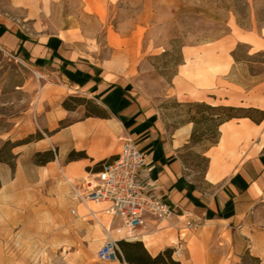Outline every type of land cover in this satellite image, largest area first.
<instances>
[{"label": "crops", "instance_id": "0c3cea01", "mask_svg": "<svg viewBox=\"0 0 264 264\" xmlns=\"http://www.w3.org/2000/svg\"><path fill=\"white\" fill-rule=\"evenodd\" d=\"M10 1L15 10L27 9L26 19L21 23L23 29L12 20L0 21L1 48L18 54L22 46L19 54L35 67L51 68L59 76L61 85L56 87L58 92L64 91L63 98L71 95L92 100L106 114L105 117H88L83 106L74 111L60 108L48 112L45 123L51 135L48 140L32 144L30 151L57 148L56 160L46 167L58 164L71 193L69 197L64 194L59 208L56 204L44 203L39 207L19 204L25 212L15 209V225L24 232L30 227L40 228L48 241L49 234L53 233L51 228L56 224L61 227L56 233L57 241H63L64 217L58 216L69 213V206L71 215L95 219L89 210L93 203L80 202L74 188L79 191L84 180L92 179L90 169L115 159L129 138L145 155L147 165L143 176L153 191L180 212H190L196 226L188 229L181 215L168 220L146 216L143 224L130 234L132 238L120 236L118 240L140 241L152 256L172 249L173 259L180 264H237L241 254L252 248L262 259L264 233H249V238L242 236L245 233L242 221L256 212L258 204L264 203V83L245 89L234 81L232 71L239 62L235 55L238 47L247 46L249 57L264 54V31L238 29L216 42L184 50V61L171 84L172 94L178 101L253 110L261 115L256 119L241 115L222 123L218 127V143L204 153L207 167L198 177L190 172L182 157L184 148L190 144L192 124L170 129L152 100L139 94L130 66L120 57L123 36L108 33V46L114 51L109 59L99 62L75 29L61 28L53 33L44 29L48 27L45 6L40 13L29 7L31 0ZM59 1L41 0L52 5ZM24 27L30 31L26 32ZM68 119L70 121L59 126ZM72 151L85 152L87 157L69 161ZM22 158L18 163L23 162ZM33 175L34 181L26 183L30 189L38 183L47 188L55 183L52 174L34 170ZM24 179L25 174L18 164L8 187L18 201L17 196L21 200L26 192ZM58 184L59 189L66 191L64 182ZM94 204L104 212L101 218L105 219L108 205ZM121 223L111 220L108 239L118 234L117 227ZM180 244V252H177ZM109 264L126 263L119 260Z\"/></svg>", "mask_w": 264, "mask_h": 264}, {"label": "rangeland", "instance_id": "374dc122", "mask_svg": "<svg viewBox=\"0 0 264 264\" xmlns=\"http://www.w3.org/2000/svg\"><path fill=\"white\" fill-rule=\"evenodd\" d=\"M31 1L29 7L36 12L41 13L45 6L48 27L44 29L48 33L61 28L75 29L99 62L109 59L114 51L108 46V33L124 37L120 57L130 66L139 94L152 100L170 129L192 124V133L196 131L195 141L190 139L182 153L186 167L194 176L201 177L206 170L204 153L216 141L218 125L225 114L250 115L255 119L261 116L253 110L226 112L208 103L180 102L173 96L171 84L184 61L185 48L216 42L238 29L264 31V0H60L53 5ZM26 11L23 7L13 9L10 0H0V21L12 20L23 29L21 23L26 19ZM24 30L30 31L26 27ZM247 53V46L236 50L239 62L232 77L245 89H252L264 83V54L249 57ZM60 85L61 80L53 69L35 67L22 54L9 53L0 46V156L12 164L0 162V264H109L97 259L98 250L108 239L107 233L95 219L84 221L71 215V206L69 213L58 216L64 217L63 241H57L56 233L61 227L56 224L48 241L40 228L30 227L24 232L15 225V209L25 212L19 204L39 207L46 203L59 208L64 194L69 197L71 193L58 164L38 166L36 162L44 157L38 159L37 152L30 151V146L39 138L48 140L51 135L45 123L48 112L64 109L65 100L69 106L86 103L71 100L75 97L71 95L63 98L64 91L60 93L56 87ZM194 119L199 122L197 125L191 122ZM68 121H62L59 126ZM7 142L20 146L12 150ZM56 149L49 150L55 153ZM21 156L23 162L18 163ZM18 164L26 178V192L21 200L17 196L19 201L8 188ZM34 170L52 174L55 183L50 188L38 183L30 189L26 183L34 181ZM61 181L66 191L59 189ZM100 221L106 229L111 227V218L107 215ZM242 223L245 225L242 236L246 238L249 233H264V203L258 204L256 212L247 215ZM118 238L119 234L114 236L117 242ZM251 250L244 251L237 264H243V259L245 264H256L251 257H259L254 248ZM261 261L264 264V252Z\"/></svg>", "mask_w": 264, "mask_h": 264}, {"label": "built area", "instance_id": "2783aa9c", "mask_svg": "<svg viewBox=\"0 0 264 264\" xmlns=\"http://www.w3.org/2000/svg\"><path fill=\"white\" fill-rule=\"evenodd\" d=\"M146 158L135 141L126 139L117 158L104 165L97 173H92V179L84 180L79 191L74 188L77 199L82 203H105L108 208L105 214L112 221L120 220L121 227L117 233L130 234L143 224L144 218L150 216L158 220H168L181 215L185 219L186 227L196 226L190 212H180L177 207L152 189L151 184L144 178ZM181 244L177 248L180 252ZM122 256L117 241L109 238L98 250L99 262L112 263L119 261Z\"/></svg>", "mask_w": 264, "mask_h": 264}, {"label": "trees", "instance_id": "16d2710c", "mask_svg": "<svg viewBox=\"0 0 264 264\" xmlns=\"http://www.w3.org/2000/svg\"><path fill=\"white\" fill-rule=\"evenodd\" d=\"M22 51H23V47L21 46L18 54L21 53ZM70 99L73 101H76V102L85 101L86 103L85 104L84 103H77L74 106H69L68 100H65L63 102L62 106L67 111H74L78 107L83 106L86 109L85 115L88 117H90V116L105 117L106 116V114L103 112V110L97 104H95L92 100H89V99H86L83 97H71ZM86 104H88V105L90 104L91 108L88 107V105H86ZM219 108L223 111H226V112H233V111L238 110V108L223 107V106H220L217 108L215 107L214 109H219ZM224 116H225V118L219 123L218 127L222 123L238 117V116H235L233 114H225ZM191 122H193L194 125H197L199 123L195 119ZM195 135H196V131H193L191 139L194 141H195ZM39 140H43V138L41 137L38 139V141ZM218 140H219V132H218V137H217L216 141L213 142L211 146L216 145L218 143ZM6 145H11L12 150L15 149L16 147L20 146V144L12 145L11 142H7ZM57 153H58L57 149H56L55 153H53L51 150L37 152L35 154V157L38 159L44 157V159L38 160L36 162V164L38 166H45L48 163L54 162L56 160V154ZM10 155H11V158L14 159V155L12 154V152L10 153ZM86 157L87 156H86L85 152L72 151L68 155V160L69 161H75V160L83 159ZM115 159L101 162L100 164H98L96 166V169H90L89 172L97 173L103 169L104 165L113 162ZM0 162L12 165L11 162L2 159L1 156H0ZM117 244H118L120 251H121V254H122V256L119 255V260L122 262L124 261L126 264H180V262L175 261L173 259L174 250H172V249H166V250L160 252L158 255L152 256L148 253V251L144 247V244L140 241L129 242V241L121 240V241L117 242ZM251 259L256 264L262 263L260 258L251 257ZM242 262H243V264H245L244 259Z\"/></svg>", "mask_w": 264, "mask_h": 264}, {"label": "bare ground", "instance_id": "6f19581e", "mask_svg": "<svg viewBox=\"0 0 264 264\" xmlns=\"http://www.w3.org/2000/svg\"><path fill=\"white\" fill-rule=\"evenodd\" d=\"M98 204H91V208L92 209H89L90 210V213L92 214V216L95 218V220L98 222V224L103 228V230L107 233V234H110L109 232L111 231V228H105L104 224L100 221V218L102 215H104V212L100 211L97 209V206ZM88 210V212H89ZM83 220H90L88 216L86 215H83L82 216ZM121 237L122 236H125V233H120L119 234Z\"/></svg>", "mask_w": 264, "mask_h": 264}]
</instances>
